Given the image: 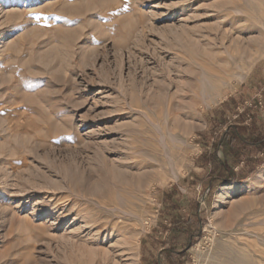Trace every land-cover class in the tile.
<instances>
[{
  "label": "rangeland",
  "instance_id": "rangeland-1",
  "mask_svg": "<svg viewBox=\"0 0 264 264\" xmlns=\"http://www.w3.org/2000/svg\"><path fill=\"white\" fill-rule=\"evenodd\" d=\"M231 3L242 13L222 18ZM223 22L235 24L234 45ZM183 31L190 42L177 41ZM258 33L264 0H0V264H89L92 220L122 264L264 260V154L228 176L217 169L236 157L234 123H264V48H239ZM168 66L171 97L202 71L216 86L187 91L153 162L136 153L138 133ZM143 162L157 175L106 217L97 202L114 167ZM122 238L134 250L121 254Z\"/></svg>",
  "mask_w": 264,
  "mask_h": 264
},
{
  "label": "bare ground",
  "instance_id": "bare-ground-1",
  "mask_svg": "<svg viewBox=\"0 0 264 264\" xmlns=\"http://www.w3.org/2000/svg\"><path fill=\"white\" fill-rule=\"evenodd\" d=\"M231 5L232 6L230 7H225L223 5L222 8H219V11H217V13L222 14V15L224 14L225 16H223L222 18L229 17L230 15H233V14L242 13L243 10H241L237 6H233V3H231ZM222 24H223L222 31L225 28V31H223V36L230 40V44L234 45L235 38L236 39L240 38L237 36L235 38L233 37L234 32L236 31V29L234 28L235 24L233 22H229V23L223 22ZM218 28H219V24L217 25V29ZM227 30H228V33H227ZM186 36L187 35H185V32L183 31L181 35L177 36L179 40L177 38L176 39L180 43L181 42L180 40L189 39V38H186ZM240 40L241 42H240L239 48L242 54L247 53L248 51L251 50V48H254L253 50H261L264 48V35L262 33H258L257 36L255 37L246 38V43L242 42L243 39H240ZM188 41L190 42V40ZM165 72H166V75H163V76H165L164 78L166 82L162 83L163 85H161V87H159V89L157 90L158 93H155L154 95H152L150 97V100H148L145 103L146 111L142 112V115L144 116L145 124L143 125L144 126L143 130L138 133L142 140V143H141V146H139V148L137 149L136 153L138 155H141L145 159L153 160V162H156V159L149 157L147 154L149 151L152 152L153 149H157L159 146H161L162 148L165 146V142L167 140L165 124L167 123L168 117L170 115H175L176 113L183 111L186 108V106L191 104L190 99H188V97H186L185 95L187 94V91L192 93V95H195L196 97H204L208 94V91L210 88H214L216 86L213 80V73L212 72L210 73L209 71H202L197 74L194 83H192L191 81H188L185 83L182 82L181 86L176 85V91L174 94H172V97H171L170 95H168V91H167L169 88V82H170L168 80L169 79L168 75L169 73H172V71L169 69V66L166 68ZM171 99H173L174 101L171 102L172 101ZM151 110H154V111H151ZM147 111L155 112L156 115L160 113V119L158 118V120L155 121L151 117V115L147 113ZM176 123L177 122H174V124ZM177 126L184 128L185 123H179V124L177 123ZM127 158H130V157L128 156ZM143 164H145V162L141 163L140 165L136 164L134 165V167L132 166V169L130 167H122V166L114 167V174H115V179L117 183L113 185L114 188L112 190H109L103 196H99L98 202H97L98 206H101L102 209H105V207L109 208V211L105 213L106 217L112 218V217L119 216L118 214L120 212H123V210L125 209L124 207H128V205L131 204V199L134 197V191H136L137 187H141V184L143 183L145 179H151L155 175H157V172H158L157 166L156 167L154 166L146 167ZM133 169L137 170V174L132 173L131 170ZM260 171L262 172L264 171V166L261 168ZM262 172L260 173L262 174ZM126 176H128L129 178H126ZM229 187L230 186H226L225 188H229ZM94 191L98 192L96 188L94 189ZM124 195L126 197H124ZM105 200L107 201L106 203H105ZM99 211L101 212L102 210H99ZM124 213L130 216L133 215L132 217L135 216L132 211H129V212L124 211ZM97 221L98 220H92L89 223H87V224H92L90 228V232L91 231L95 232L96 237L100 239L98 242L96 241L94 243H91V245L88 242L89 246H85L86 255L88 256V261H89L88 263L89 264H122L119 258L114 256L112 250L107 245L109 243H105L106 239L105 240L101 239L100 233L104 230L106 231V229H105V225L100 224V223H99L100 225H98ZM130 239L132 238L130 237ZM117 244L120 246L123 245L124 247H127L120 251L121 254L127 252L128 247H130L129 248L130 251L134 250V246H133L134 244L133 242L132 243L129 242L128 238H122L121 241L118 242ZM80 248L82 249V247ZM236 264H252V263L249 261H244L243 259H239ZM257 264H264V260L260 257V261Z\"/></svg>",
  "mask_w": 264,
  "mask_h": 264
},
{
  "label": "crops",
  "instance_id": "crops-1",
  "mask_svg": "<svg viewBox=\"0 0 264 264\" xmlns=\"http://www.w3.org/2000/svg\"><path fill=\"white\" fill-rule=\"evenodd\" d=\"M248 112H250V110H247L245 114H248ZM244 122L245 121H243V119H240L238 122L234 123L237 128L243 129V133L241 136H238L236 133L233 136L231 149L236 153V157L232 156V163L227 160L225 161L226 163L223 165H225L227 169H232L234 166L236 167L241 164H245L244 167L249 168L252 164L256 163V156L259 157L264 154V123L259 124L254 122L252 127H250ZM215 163L219 162L215 160L214 164ZM217 169L225 172L222 166L220 168L218 167Z\"/></svg>",
  "mask_w": 264,
  "mask_h": 264
},
{
  "label": "trees",
  "instance_id": "trees-1",
  "mask_svg": "<svg viewBox=\"0 0 264 264\" xmlns=\"http://www.w3.org/2000/svg\"><path fill=\"white\" fill-rule=\"evenodd\" d=\"M242 131H243V129H242ZM222 168L225 170V172L227 173V176H228L230 171L226 168L225 165H222ZM217 180L219 182H221V183H232V182H235V179L233 178V175H230L229 179H227V178H218Z\"/></svg>",
  "mask_w": 264,
  "mask_h": 264
}]
</instances>
